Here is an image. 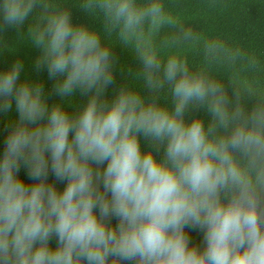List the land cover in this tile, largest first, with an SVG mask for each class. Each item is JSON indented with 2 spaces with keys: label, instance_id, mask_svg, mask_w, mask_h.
<instances>
[{
  "label": "clouds",
  "instance_id": "1",
  "mask_svg": "<svg viewBox=\"0 0 264 264\" xmlns=\"http://www.w3.org/2000/svg\"><path fill=\"white\" fill-rule=\"evenodd\" d=\"M74 3L102 31L64 0H0V51L27 23L58 97L21 79L19 60L0 72V113L17 114L0 154V264H264V61L163 0ZM117 44L139 87H113Z\"/></svg>",
  "mask_w": 264,
  "mask_h": 264
},
{
  "label": "trees",
  "instance_id": "2",
  "mask_svg": "<svg viewBox=\"0 0 264 264\" xmlns=\"http://www.w3.org/2000/svg\"><path fill=\"white\" fill-rule=\"evenodd\" d=\"M64 2L69 4L74 24H84L89 28L102 31L101 23L83 11L78 4L74 3V0H64ZM163 2L170 11L179 15L195 30L210 37L222 39L231 45L240 46L264 61V0H163ZM27 28L28 24L25 23L20 29L6 30L8 48L0 51V72L6 71L15 61H21L24 65L21 79L43 82L45 94L51 105L57 102L58 97L52 94L53 81L49 80L46 69L37 71L35 68V60L40 52L27 38ZM112 53L117 59L116 84L113 87L123 83L127 75H129L130 83L139 87L140 82L135 78L138 62L133 54L118 44L112 47ZM188 58L193 65H199L200 57L195 51L190 52ZM216 72L218 76L223 77V69H217ZM260 80L264 83V74H261ZM109 95H112L111 88ZM82 102L83 99L77 96L75 103ZM16 118L14 106L8 114L0 113V154L3 153L4 139L7 135L6 125L9 120ZM19 176L25 183L32 182L23 169ZM49 179L51 181L53 178L50 176ZM57 186L63 188V184ZM189 234L193 243L201 241V233L190 231Z\"/></svg>",
  "mask_w": 264,
  "mask_h": 264
}]
</instances>
